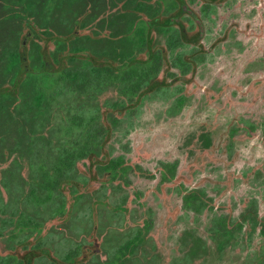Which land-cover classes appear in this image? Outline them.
Masks as SVG:
<instances>
[{"label": "flooded vegetation", "instance_id": "af4514ba", "mask_svg": "<svg viewBox=\"0 0 264 264\" xmlns=\"http://www.w3.org/2000/svg\"><path fill=\"white\" fill-rule=\"evenodd\" d=\"M133 1L138 8L131 6V0H88L86 6L83 0H76L77 7L73 11L80 17V23L83 16H95L88 30L78 29L80 34L93 35L95 31L112 37L97 44V52L85 49L84 54L78 55L77 62L81 63L85 57L97 65L107 64L117 69L121 68L123 59L116 58L112 51L115 15L138 13L142 16L137 60L147 71L142 72L143 80L137 92L131 93L128 84L119 78L121 73L106 71H67L55 88L52 85L56 83L50 81L51 74L47 78L39 77L42 106L33 103L36 88L18 86V72L13 74L12 86L8 82L4 87L1 85L0 264H196L198 258L240 247L253 240L256 233L264 239V198L260 199L251 187L244 189L253 194L242 195V186L234 190L246 170L235 167L234 171L227 172L225 169L222 178L216 181L222 186L219 196L227 193L239 196L241 207L237 217L231 209L223 213L214 211L219 205L206 185L212 181L211 177L203 176L201 183H195V170L201 169L205 160L212 157L215 148L209 122H200L192 131L193 140L189 146L182 147L181 157L174 161L163 160L155 167L145 166L144 161L152 156L145 142L144 150L138 146L128 156L111 149L118 128L134 119L152 96L168 86L167 80L189 83L191 78L196 79L197 64L192 55L183 50L193 45L200 51L205 50L204 53L209 51L203 47L204 13L210 6L229 0ZM6 18L0 7V48L3 46L2 29L23 31L21 45L30 48L33 32L38 30L34 10L11 19V24L6 23ZM119 26L124 28V25ZM234 26L238 27L239 23ZM226 38L219 37L213 45ZM42 39L38 43L42 44L46 59L48 57L46 68H56L49 53L50 40L45 36ZM103 49L108 50L106 55L101 52ZM63 58L68 56L61 54L60 59ZM31 60L26 53L22 77L33 73ZM63 64L69 67L72 63L66 60ZM151 68L154 70H149ZM251 83L249 88L256 96L258 87ZM21 92L23 97L19 99ZM3 93H10L18 100L4 104ZM36 110L43 114L36 116ZM19 127L26 128L27 136L17 135ZM36 132L42 134L43 139L37 140ZM188 136L191 137L189 130L186 139ZM234 137L231 130L228 143ZM241 152H235L237 160L242 159ZM56 158L60 159L62 167L58 184L51 188L48 181L41 184L38 165L41 160L49 165ZM68 159L77 160L73 169L66 168ZM248 163L252 169L247 177H263L264 167ZM132 175L138 179L149 177L152 180L147 182L153 183L141 188L142 179L134 182ZM173 187L171 192L167 190ZM171 199L177 203L174 207L169 203ZM161 205L167 210L166 217L173 221L180 212L187 215L191 212L194 217L202 213L208 215L213 210L209 239L194 231L179 233L184 250L179 255H170L174 254V246L162 244L160 238L162 230L167 228L157 224V208Z\"/></svg>", "mask_w": 264, "mask_h": 264}, {"label": "rangeland", "instance_id": "374dc122", "mask_svg": "<svg viewBox=\"0 0 264 264\" xmlns=\"http://www.w3.org/2000/svg\"><path fill=\"white\" fill-rule=\"evenodd\" d=\"M203 19V47L209 48V51L204 53L205 50L200 51L193 45H187L183 50L192 55L197 64L196 79L191 78L189 83L167 80L170 84L152 96L146 106L136 112L133 121L118 128V136L111 149L128 156L138 146L144 150L142 144L145 142V148L152 153L144 161L145 166L155 167L163 160L174 161L181 157L182 147L189 146L188 143L193 140L192 131L200 122H209L215 148L211 152L212 157L205 160L201 169L195 170L193 177L195 183L200 182L203 176L211 177L212 181L206 185L219 205L214 211L223 213L231 209L237 217L241 207L239 196L230 193L219 196L222 186L216 181L222 178L225 169L228 172L241 167L246 171L245 174L241 173L242 177L234 190L242 186V195L256 192L260 199L264 198V173L263 177L246 175L252 169L248 161L255 167H264V0H229L207 8ZM235 23H239V29L234 26ZM251 34L253 36L250 37ZM219 37L227 38L214 46V41ZM250 83L258 87V95L252 93ZM188 130L192 138L188 136L186 139ZM231 130L235 137L228 143ZM252 132L257 136L252 135ZM239 151H242V159L237 160L235 152ZM140 178L141 188L153 183L147 182L151 179L149 177ZM140 178L132 175L134 182L140 181ZM249 187L253 188L252 193L244 189ZM172 189L174 187L167 190L171 192ZM169 203H173L172 207L177 204L174 199ZM262 209L264 211V203ZM214 211L194 217L191 212L189 215L180 212L173 221L166 217L165 207H158L157 224L167 228L159 232L162 244L174 246V254H169L176 256L184 250L178 238L179 233L194 231L208 240V226ZM163 257L167 258V254ZM198 259L195 260L196 264H263L264 239L256 233L253 240H248L238 248Z\"/></svg>", "mask_w": 264, "mask_h": 264}, {"label": "trees", "instance_id": "16d2710c", "mask_svg": "<svg viewBox=\"0 0 264 264\" xmlns=\"http://www.w3.org/2000/svg\"><path fill=\"white\" fill-rule=\"evenodd\" d=\"M131 6L133 8H138V5H134V1L131 0ZM88 0H83L82 4L87 5ZM0 7L3 10V16L7 17L4 20V24L10 23L11 19L18 18V16H25V14L31 9L34 10V24L38 28V30H34L33 42L30 48H23L21 45L23 31H12L2 29V43L3 46L0 48V87L1 85L4 87L9 84L13 85L15 79L13 78V74L15 72L19 73V82L18 86L23 88H36L34 89V96L36 97L35 102H33L37 106H42L43 103V91L42 86L38 83L41 80H37L39 77L47 78L48 74H51L50 81L53 88L58 87L57 84L60 82V78H62L65 72H82L87 73L91 71H106L113 73H121L122 75L119 78L122 81H125L128 84V89L131 93H135L139 90L141 81L143 80L142 72H146L144 69V65L141 61L137 60V48L140 43V24L142 23V16L138 13H131L130 15H115V29H114V40H113V53L114 56L120 57L123 59V63H121V68L117 69L107 64H95L91 59H87L82 57V62L78 63L79 60L78 55L81 53H85V49H91L94 52L96 51L95 46L97 44H101L106 42L107 40H111L112 37H106L104 35L98 34L94 31L93 35L87 34L86 32H82L80 34V30L78 29H87L88 24L93 20L95 21V16H83L82 21L80 23L76 13H74L73 8H76V0H0ZM123 20L124 23L122 22ZM62 22L64 25H62ZM119 25H124V28ZM12 25H9L11 27ZM42 36H45L49 39V44L52 47L49 50L50 56L52 58L51 62L56 64V68L52 71V69H47L46 66L48 64L46 56L43 52L41 42ZM106 48V46H105ZM104 48V49H105ZM101 51L104 55L108 53V50ZM65 51V52H64ZM29 56L31 62H33L32 71L33 73H29L26 76L22 77L20 74L22 72V62L24 55ZM67 55L68 58L60 59V56ZM155 57L156 54L154 55ZM67 60L72 64L69 67L63 64ZM88 64V65H87ZM149 70H154L151 68ZM29 77V78H28ZM69 79H72V76H69ZM33 80V84H31ZM45 80V79H44ZM8 82L7 84H5ZM51 86V87H52ZM3 97V103L8 104L14 103L18 100L17 97L12 96L10 93H3L1 95ZM19 99H22V92L19 93ZM26 104L27 101H24ZM36 116L43 114L42 111L36 110ZM37 119V117H36ZM12 129L11 127L8 128ZM18 136H27L26 128L19 127ZM37 140L43 139L42 134H38L36 132ZM60 150V149H59ZM57 150V151H59ZM69 151V147L66 149ZM76 159H68L66 160V168L68 170L73 169L76 164ZM62 167L61 161L59 158L51 161L48 165L44 160H41L38 165L39 177L41 179V184L44 181L49 182V186L53 188V186L58 184V174L60 172V168ZM117 264V263H116Z\"/></svg>", "mask_w": 264, "mask_h": 264}]
</instances>
